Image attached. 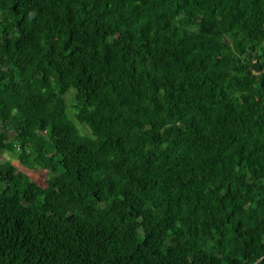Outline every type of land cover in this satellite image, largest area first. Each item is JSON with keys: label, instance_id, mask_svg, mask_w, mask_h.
I'll return each instance as SVG.
<instances>
[{"label": "trees", "instance_id": "obj_1", "mask_svg": "<svg viewBox=\"0 0 264 264\" xmlns=\"http://www.w3.org/2000/svg\"><path fill=\"white\" fill-rule=\"evenodd\" d=\"M263 255L264 0H0V264Z\"/></svg>", "mask_w": 264, "mask_h": 264}, {"label": "rangeland", "instance_id": "obj_2", "mask_svg": "<svg viewBox=\"0 0 264 264\" xmlns=\"http://www.w3.org/2000/svg\"><path fill=\"white\" fill-rule=\"evenodd\" d=\"M78 126H79V128L81 129L82 132H85V133L88 132V128L85 125L78 123ZM4 155L7 158H9L13 163H15L16 165H19V162H18L17 158L14 155H12V151H6L4 153ZM32 176L34 178L38 179V175L37 174L33 173Z\"/></svg>", "mask_w": 264, "mask_h": 264}, {"label": "water", "instance_id": "obj_3", "mask_svg": "<svg viewBox=\"0 0 264 264\" xmlns=\"http://www.w3.org/2000/svg\"><path fill=\"white\" fill-rule=\"evenodd\" d=\"M263 260H264V255L261 256V257L257 260V262H256L255 264H258V263H260V262L263 261Z\"/></svg>", "mask_w": 264, "mask_h": 264}]
</instances>
